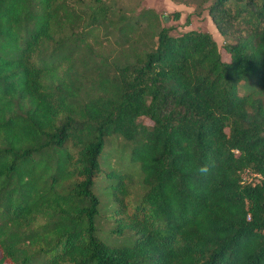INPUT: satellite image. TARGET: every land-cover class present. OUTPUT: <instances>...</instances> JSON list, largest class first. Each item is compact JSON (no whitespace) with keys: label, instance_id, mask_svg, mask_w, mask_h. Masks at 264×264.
Masks as SVG:
<instances>
[{"label":"trees","instance_id":"1","mask_svg":"<svg viewBox=\"0 0 264 264\" xmlns=\"http://www.w3.org/2000/svg\"><path fill=\"white\" fill-rule=\"evenodd\" d=\"M206 10L220 45L137 43L147 8L0 0V264H264V0Z\"/></svg>","mask_w":264,"mask_h":264},{"label":"rangeland","instance_id":"2","mask_svg":"<svg viewBox=\"0 0 264 264\" xmlns=\"http://www.w3.org/2000/svg\"><path fill=\"white\" fill-rule=\"evenodd\" d=\"M111 4L116 12H122L125 16H139V12H142L144 8L149 9L151 16H142V23L139 27L137 36L134 40L138 43L147 41L152 36V30H154L157 24L170 25V32L175 33L182 29L187 28H200L210 32L214 40L218 45L222 42L223 38L213 25L209 15L207 14L206 5L210 0H105ZM162 16L163 20L160 18ZM176 15V16H175ZM104 40V39H103ZM97 48V45H95ZM125 46H119L116 40L112 38L103 42L100 46L101 52L108 54L110 58L120 60V52ZM223 58H226L225 54H222ZM113 142L117 141L119 145L124 144V140L121 137L110 138ZM117 143H113V152L110 156H107L106 152L99 154V161L103 168H124V165L118 163L120 154V148ZM126 170V169H124ZM134 170V169H133ZM131 190L134 192L139 191L138 177L134 176L131 179ZM108 187L101 188L102 193H106ZM133 192V193H134ZM133 195V194H132ZM103 196V195H102ZM104 197V196H103ZM102 198V197H101ZM110 205V203H109ZM106 206L104 205L105 209ZM107 216V212L101 211V216L98 218V225L101 230L108 231L110 223L103 219ZM7 264V263H5Z\"/></svg>","mask_w":264,"mask_h":264},{"label":"clouds","instance_id":"3","mask_svg":"<svg viewBox=\"0 0 264 264\" xmlns=\"http://www.w3.org/2000/svg\"><path fill=\"white\" fill-rule=\"evenodd\" d=\"M208 166L207 165H204V166H201L199 169H198V171H199V173H201V174H206L207 172H208Z\"/></svg>","mask_w":264,"mask_h":264}]
</instances>
